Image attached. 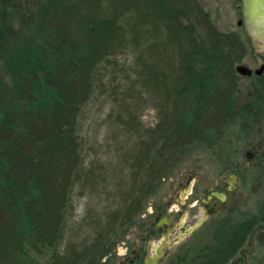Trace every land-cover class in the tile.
<instances>
[{
	"label": "trees",
	"instance_id": "16d2710c",
	"mask_svg": "<svg viewBox=\"0 0 264 264\" xmlns=\"http://www.w3.org/2000/svg\"><path fill=\"white\" fill-rule=\"evenodd\" d=\"M254 52L244 27L221 30L200 0H0V264H104L179 161L264 123V73L236 104V67ZM41 81L55 93L42 108ZM100 95L127 178L89 160L82 120ZM78 190L109 205L65 244ZM255 212L216 222L169 264H229L264 224V203Z\"/></svg>",
	"mask_w": 264,
	"mask_h": 264
},
{
	"label": "rangeland",
	"instance_id": "374dc122",
	"mask_svg": "<svg viewBox=\"0 0 264 264\" xmlns=\"http://www.w3.org/2000/svg\"><path fill=\"white\" fill-rule=\"evenodd\" d=\"M200 2L221 30H238V23L242 14V0H200ZM254 46V54L247 57L239 65L247 66L256 71L264 65V50L260 49L258 43H254ZM35 58V56L32 58L33 66L35 69H39L40 61H36ZM237 75L239 88L236 104L239 108H244L250 101V89L254 75L251 77L239 73ZM40 83L36 90L37 105L42 108L53 102L55 93L45 86L43 81ZM107 98V96H96L94 101L88 105L85 117L82 120V134L87 142L86 148L90 154V161L94 162L99 159L110 170L111 174L114 173L117 178H127L129 172L121 163L120 157L122 154L118 152L121 146L116 143L117 138L119 139V136H116L117 129L113 127L108 118L112 104L108 103ZM142 120L147 127H154L158 122L156 109L147 107L142 113ZM248 136H230L220 145L195 151L179 161L171 176L163 181L160 192L151 201L149 208L164 204L172 196H176L172 209L176 207L182 210L176 224L187 220L191 227L196 225L204 215L202 203L200 202L197 207L191 208L189 204L193 203L192 201L202 195L212 184L218 181L223 183L224 178L233 182L234 187L229 194L226 211L211 217L194 233L186 235L177 245L171 244L168 249V258L173 259L186 249L207 239L213 225L221 219L229 215L244 217L254 214L257 207L264 203V172L261 171L262 160H264V123L255 124L254 129L248 131ZM122 139L125 138L122 137ZM190 176L194 177L196 187L194 194L188 197L191 186L188 192L186 188L181 189V185L186 183ZM186 197L187 205L183 207L179 202ZM74 204L75 210L70 218V232L65 244L74 236L73 229L85 222L89 211L101 213L109 205V202L106 200V196L93 195L88 192L79 194L78 190L75 194ZM149 208L140 218V225L128 233L125 242L130 248L136 246L141 229L149 224L146 218ZM85 230L86 233L82 235L83 239L92 236L90 234L93 232L92 230ZM263 234L264 224H261L248 239L245 247L229 264H264ZM169 240L173 243L174 237L171 236ZM125 242L118 244L111 250L104 264H120L123 261ZM157 242L158 240H153L152 244L156 245Z\"/></svg>",
	"mask_w": 264,
	"mask_h": 264
},
{
	"label": "flooded vegetation",
	"instance_id": "af4514ba",
	"mask_svg": "<svg viewBox=\"0 0 264 264\" xmlns=\"http://www.w3.org/2000/svg\"><path fill=\"white\" fill-rule=\"evenodd\" d=\"M238 26L241 28L244 27L249 32L248 27L244 22L243 6ZM193 179L194 177L190 176L186 183L181 185V189L186 188V191L188 192L191 186L188 197L193 195L195 192L196 181ZM233 188V182L224 178L223 183L218 181L212 184L202 195H199L197 199L192 201L193 203L189 204L191 208H195L200 202L202 203L204 208L203 218L207 216L203 225L211 217L226 211L229 194L232 192ZM220 194H225V198L220 197ZM175 197L176 196H172L164 204H159L158 206L154 205L149 208L146 217L149 224L141 229L138 235L139 241L134 248H130L127 242H125V257L120 264H148L149 261L152 262V264L170 263L172 258H168V249L171 244L175 245L174 242L171 243L169 240L170 237H174L175 240L178 236L182 235L183 230H187V226H190L187 220L176 224L179 216L182 214V210L176 207L172 209ZM179 204L183 207L186 206L187 197L181 200ZM153 240H158L156 245L152 244Z\"/></svg>",
	"mask_w": 264,
	"mask_h": 264
},
{
	"label": "water",
	"instance_id": "95a60500",
	"mask_svg": "<svg viewBox=\"0 0 264 264\" xmlns=\"http://www.w3.org/2000/svg\"><path fill=\"white\" fill-rule=\"evenodd\" d=\"M243 15L244 22L248 27L253 41L256 44H259L261 50H264V0H243ZM236 71L237 73L247 77H251L253 75H262L264 73V65L261 67V69L256 71H253L247 66L238 65L236 67ZM220 197L225 198V194H220ZM206 219L207 216H205L196 225L192 227L187 226V230H183L182 235L178 236L173 241L175 245L181 242L186 235H190L199 229ZM148 264H152V262L149 261Z\"/></svg>",
	"mask_w": 264,
	"mask_h": 264
}]
</instances>
